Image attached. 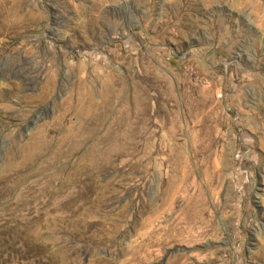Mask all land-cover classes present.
Listing matches in <instances>:
<instances>
[{"label":"rangeland","instance_id":"1","mask_svg":"<svg viewBox=\"0 0 264 264\" xmlns=\"http://www.w3.org/2000/svg\"><path fill=\"white\" fill-rule=\"evenodd\" d=\"M0 264H264V0H0Z\"/></svg>","mask_w":264,"mask_h":264},{"label":"bare ground","instance_id":"2","mask_svg":"<svg viewBox=\"0 0 264 264\" xmlns=\"http://www.w3.org/2000/svg\"><path fill=\"white\" fill-rule=\"evenodd\" d=\"M54 78V77H53ZM128 136V135H127ZM125 135L124 134H114L112 136H107L104 139H96L95 142L91 145L89 151L91 153H94V156L96 157V159L99 158H103V159H108L111 156H113L119 146L122 145L123 141L125 140ZM63 139V138H62ZM75 142V141H74ZM76 142L79 144H81L80 140H76ZM125 143V142H124ZM70 147V146H69ZM60 150V149H59ZM63 150V149H62ZM61 150V151H62ZM123 152V151H122ZM70 153H74V150H67L62 152L61 156H66L67 154ZM59 158V157H58ZM89 171H91V168L89 169ZM87 174V173H86ZM76 179V178H75ZM86 179V176H85ZM57 180V176L53 175L52 177H48V178H44L41 179L38 183V187L37 190L38 191H47L48 192V196L46 198V200L44 202L46 203H56V197H60L63 196L66 192L65 189V185H62L58 190L55 191H51L49 190L50 185ZM72 181V180H71ZM73 182V181H72ZM77 184V183H76ZM82 184V183H81ZM89 186V185H88ZM74 189V188H73ZM81 189V187H80ZM54 190V189H53ZM68 194V193H67ZM80 194V193H79ZM82 194V193H81ZM44 196V195H43ZM77 197V196H76ZM78 198H82V197H78ZM62 202V204H65L66 200L63 198L62 200H60ZM68 201V200H67ZM43 202V204H44ZM70 203V202H69ZM35 206V205H34ZM56 207V204L55 206ZM39 208V207H38ZM47 210H40L36 212V215L33 217V220L38 223L37 221L40 219V217L46 213ZM49 215V214H48ZM46 217V216H45Z\"/></svg>","mask_w":264,"mask_h":264}]
</instances>
